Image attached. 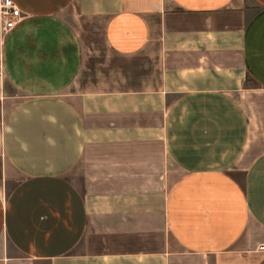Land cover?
<instances>
[{
  "label": "crops",
  "instance_id": "1",
  "mask_svg": "<svg viewBox=\"0 0 264 264\" xmlns=\"http://www.w3.org/2000/svg\"><path fill=\"white\" fill-rule=\"evenodd\" d=\"M13 1L0 264H264V0Z\"/></svg>",
  "mask_w": 264,
  "mask_h": 264
},
{
  "label": "built area",
  "instance_id": "2",
  "mask_svg": "<svg viewBox=\"0 0 264 264\" xmlns=\"http://www.w3.org/2000/svg\"><path fill=\"white\" fill-rule=\"evenodd\" d=\"M23 18V13L13 0L0 1V34L2 37L8 35ZM3 76V62L0 57V77ZM264 251V245L261 246Z\"/></svg>",
  "mask_w": 264,
  "mask_h": 264
},
{
  "label": "rangeland",
  "instance_id": "3",
  "mask_svg": "<svg viewBox=\"0 0 264 264\" xmlns=\"http://www.w3.org/2000/svg\"><path fill=\"white\" fill-rule=\"evenodd\" d=\"M95 41L98 43V47L99 49H101V52L99 53H88L87 57H86V66H85V70L84 73L82 75V79H89V80H93V77L96 76V70L98 67V64L101 62V60L104 58L105 53L103 51V43H102V39L101 38H94ZM77 86L78 85H74L70 91H75L77 90ZM245 86L246 88H255L256 84L251 81L250 79H247L245 81ZM5 194L7 195L10 192V187L5 188L4 189Z\"/></svg>",
  "mask_w": 264,
  "mask_h": 264
}]
</instances>
